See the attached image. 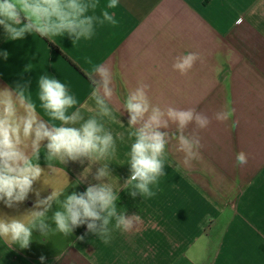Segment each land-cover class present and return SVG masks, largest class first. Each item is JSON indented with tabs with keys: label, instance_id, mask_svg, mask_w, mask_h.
Returning <instances> with one entry per match:
<instances>
[{
	"label": "crops",
	"instance_id": "obj_1",
	"mask_svg": "<svg viewBox=\"0 0 264 264\" xmlns=\"http://www.w3.org/2000/svg\"><path fill=\"white\" fill-rule=\"evenodd\" d=\"M106 4L99 0L95 14ZM109 11L117 25H98L91 39L75 44L67 36L49 41L35 33L8 41L0 26V88L30 81L37 111L48 120L37 99L38 77L54 76L69 87L77 106L94 108L86 72L93 64H104L112 71L111 106L117 117L115 109L138 81L150 85L153 103L207 115L211 123L197 130L200 158L186 168L183 154L170 148L166 174L153 186L154 196L133 199L127 190L120 191L118 210L125 207L127 214L141 218L133 231L114 230L107 244L93 234L79 240L86 226L67 238L57 234L45 239L34 232L27 249L0 239V264H264V0H120ZM188 52L198 53L201 60L181 76L172 64ZM219 61L222 71L217 75ZM225 103L235 109L232 120L212 119ZM87 107L82 108L86 117L93 114ZM119 119L124 125L105 118L114 137L123 134L110 161L117 187L118 177L122 185L130 175L127 153L132 143L128 114ZM233 120L238 121L235 129ZM241 151L248 160L243 166L236 163ZM40 163L47 170L43 156ZM56 164L57 173L47 178L53 188L69 187L71 194L95 182L91 175L81 176L87 161ZM98 166L93 165V173ZM69 183L80 184L72 188ZM34 200L30 194L18 210L0 202V213L19 215Z\"/></svg>",
	"mask_w": 264,
	"mask_h": 264
},
{
	"label": "clouds",
	"instance_id": "obj_2",
	"mask_svg": "<svg viewBox=\"0 0 264 264\" xmlns=\"http://www.w3.org/2000/svg\"><path fill=\"white\" fill-rule=\"evenodd\" d=\"M119 2L107 0L96 15L99 0H0V26L8 41H22L35 33L49 41L67 36L75 44L91 39L98 25H117L119 21L109 9H116ZM2 54L8 59L6 50ZM198 60L201 57L195 52L178 55L172 69L186 76ZM87 62L92 64L91 60ZM222 64L219 61L215 68L217 75ZM86 75L93 86L90 98L95 102L94 108L77 106L69 87L54 76L45 73L38 77L37 99L48 120L37 111L30 81L0 88V202L8 209L18 210L30 194L35 196L32 207L19 215L0 213V239L9 245L27 249L34 232L45 239L57 234L67 238L81 226H86V233L79 240L93 234L107 244L114 230L131 232L141 222L138 214H127L125 207L118 210L121 190H127L133 199L154 196L153 186L166 174L170 148L183 154L186 168H191L200 158L202 143L197 130L206 128L211 119L194 108L153 103L150 85L138 81L125 95L122 107L115 109L119 117L128 114V138L132 141L127 153L130 175L122 185L118 177L117 187L112 183L117 176L110 169V161L117 152L116 139L123 140V134L114 137L106 127L105 118L124 124L111 106L115 94L112 71L104 64H93ZM84 107L93 114L86 117L82 112ZM234 113L230 103H225L212 119L227 122ZM237 124L233 120L232 128ZM190 125L194 127L189 132ZM41 156L47 170L41 166ZM85 161L87 167L81 176L86 179L91 175L95 181L89 182L85 191L68 194L69 187L56 189L47 182L58 171L56 162L64 167L69 162L84 165ZM247 162L246 153H237L238 165ZM93 165H99L94 173ZM37 183L41 184L40 188L34 187ZM80 183L69 184L75 188ZM46 188L52 190L42 196Z\"/></svg>",
	"mask_w": 264,
	"mask_h": 264
},
{
	"label": "trees",
	"instance_id": "obj_3",
	"mask_svg": "<svg viewBox=\"0 0 264 264\" xmlns=\"http://www.w3.org/2000/svg\"><path fill=\"white\" fill-rule=\"evenodd\" d=\"M64 55V54H63ZM65 56V55H64ZM67 59H68V61L70 62V63H72L78 70H79V68L72 62V60H70L67 56H65ZM80 71V70H79Z\"/></svg>",
	"mask_w": 264,
	"mask_h": 264
}]
</instances>
